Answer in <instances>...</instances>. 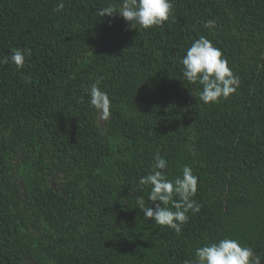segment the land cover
Returning a JSON list of instances; mask_svg holds the SVG:
<instances>
[{
  "label": "trees",
  "instance_id": "16d2710c",
  "mask_svg": "<svg viewBox=\"0 0 264 264\" xmlns=\"http://www.w3.org/2000/svg\"><path fill=\"white\" fill-rule=\"evenodd\" d=\"M120 2L0 0V60L31 50L19 71L0 64V264H185L225 237L264 264V0H172L148 30L97 15ZM200 36L238 78L219 103L183 80ZM100 77L104 125L88 94ZM157 154L169 179L198 177L179 234L137 208L158 203L138 183Z\"/></svg>",
  "mask_w": 264,
  "mask_h": 264
},
{
  "label": "clouds",
  "instance_id": "9594fccd",
  "mask_svg": "<svg viewBox=\"0 0 264 264\" xmlns=\"http://www.w3.org/2000/svg\"><path fill=\"white\" fill-rule=\"evenodd\" d=\"M60 3L57 11L62 10ZM172 0H121L118 5H109L98 10L100 17L112 16L114 12L130 23L132 28L148 30L155 26H163L172 15ZM207 28L215 27L209 21ZM31 55L30 49L13 48L10 56L0 60V64L11 62L19 71L23 69L26 57ZM183 80L189 84L201 86L198 99L204 104L219 103L236 92L238 78L223 57L221 49L213 42L200 36L186 50L181 58ZM103 77L98 78L88 89L89 104L97 112L101 120L110 117L111 100L109 94L99 85ZM26 82H30L26 79ZM167 160L157 154L152 165V172L140 177L139 186L150 188L148 201L158 202L155 208L145 206L144 198L136 196L137 208L144 213L145 220L152 219L156 225L175 230L179 234L182 225L188 222V213L200 212L201 205L193 197L198 191V177L193 169L185 165L182 175L169 179L165 175ZM174 209V210H173ZM195 258L185 264H261V258L250 247L243 246L238 240L225 237L218 242L205 243L197 247Z\"/></svg>",
  "mask_w": 264,
  "mask_h": 264
},
{
  "label": "rangeland",
  "instance_id": "374dc122",
  "mask_svg": "<svg viewBox=\"0 0 264 264\" xmlns=\"http://www.w3.org/2000/svg\"><path fill=\"white\" fill-rule=\"evenodd\" d=\"M105 122H106L105 120H101V119H100V123H101V125H104Z\"/></svg>",
  "mask_w": 264,
  "mask_h": 264
}]
</instances>
